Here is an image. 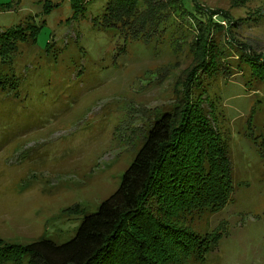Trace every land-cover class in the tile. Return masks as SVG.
Segmentation results:
<instances>
[{"label":"rangeland","instance_id":"1","mask_svg":"<svg viewBox=\"0 0 264 264\" xmlns=\"http://www.w3.org/2000/svg\"><path fill=\"white\" fill-rule=\"evenodd\" d=\"M9 1L0 35L41 27L0 59V240L71 239L118 188L155 119L168 110L178 121L193 69L190 98L214 102L203 106L230 141L235 179L210 223L224 237L204 264H264V79L237 66L245 52L264 64V0H139L127 28H105L106 0L80 14L64 0H47L49 13L45 0ZM208 9L227 15H213L223 31L198 23ZM203 44H217V69L203 67Z\"/></svg>","mask_w":264,"mask_h":264},{"label":"trees","instance_id":"2","mask_svg":"<svg viewBox=\"0 0 264 264\" xmlns=\"http://www.w3.org/2000/svg\"><path fill=\"white\" fill-rule=\"evenodd\" d=\"M64 1L80 14L89 0ZM44 2L45 11L51 12L52 5ZM138 2L106 0L104 27H129L138 14ZM10 8V1L0 0V10ZM202 11L197 6V12ZM207 12L198 23L206 26L208 34L214 29L223 31L221 20L213 19L216 12ZM40 27L20 23L1 34L0 59L28 38L35 43ZM216 45L207 48L203 44L201 63L209 71L219 66L221 55ZM245 53H240L237 66L243 69L245 63L253 75L264 79V64L258 65L251 53ZM192 72L178 121L168 110L155 119L118 188L95 212L84 216L75 235L64 243L44 238L26 244L0 240V264H204L224 237L223 231L210 228V223L232 200L235 179L230 141L203 106L208 101L215 108L214 102L208 95L200 94L202 100L196 102L190 98L189 85L195 79ZM212 116L216 118L215 113Z\"/></svg>","mask_w":264,"mask_h":264}]
</instances>
